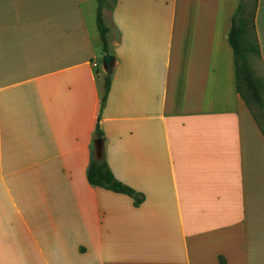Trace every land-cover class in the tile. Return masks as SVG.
Wrapping results in <instances>:
<instances>
[{
    "label": "crops",
    "instance_id": "crops-1",
    "mask_svg": "<svg viewBox=\"0 0 264 264\" xmlns=\"http://www.w3.org/2000/svg\"><path fill=\"white\" fill-rule=\"evenodd\" d=\"M238 2L104 0L100 111L97 0H0V264H264V135L227 42ZM254 25L264 73V0ZM97 123L140 206L88 183Z\"/></svg>",
    "mask_w": 264,
    "mask_h": 264
},
{
    "label": "trees",
    "instance_id": "trees-1",
    "mask_svg": "<svg viewBox=\"0 0 264 264\" xmlns=\"http://www.w3.org/2000/svg\"><path fill=\"white\" fill-rule=\"evenodd\" d=\"M257 0H253L252 7H248V0H239L238 6L232 17V26L227 35V42L233 53L234 73L236 91L244 104L251 110L250 106H256L260 111H264L263 84L255 76L250 57L260 58L259 46L255 34V10ZM104 0H97L96 25L103 44V57L111 56L108 48L107 35L108 27L102 18ZM252 38V40H251ZM110 89V77L104 79V93L100 103V111L103 110ZM264 135V130H262ZM104 134L99 123L94 132V143L101 141L103 144ZM86 178L88 183L95 188L104 189L115 194H121L132 199L135 207L144 202V196L132 188L119 182L111 173L103 152L100 157L91 153L90 163L87 169ZM220 264L223 262L220 260Z\"/></svg>",
    "mask_w": 264,
    "mask_h": 264
},
{
    "label": "rangeland",
    "instance_id": "rangeland-1",
    "mask_svg": "<svg viewBox=\"0 0 264 264\" xmlns=\"http://www.w3.org/2000/svg\"><path fill=\"white\" fill-rule=\"evenodd\" d=\"M253 5V0H248V7H252ZM252 40V38H251ZM250 64H251V68L255 74L256 77H258L262 84H263V97H264V73L261 69L260 63L258 61V59L254 58V57H250ZM254 116L256 117L258 123L260 124L262 130H264V111H260L256 106L251 105L250 106Z\"/></svg>",
    "mask_w": 264,
    "mask_h": 264
},
{
    "label": "water",
    "instance_id": "water-1",
    "mask_svg": "<svg viewBox=\"0 0 264 264\" xmlns=\"http://www.w3.org/2000/svg\"><path fill=\"white\" fill-rule=\"evenodd\" d=\"M113 64H114V58L112 56L104 57L102 59V68H103V70L106 72V74L108 76H110V74H111ZM94 148H95V155L97 157H100V155L102 153V143H101V141H96L95 145H94Z\"/></svg>",
    "mask_w": 264,
    "mask_h": 264
},
{
    "label": "built area",
    "instance_id": "built-area-1",
    "mask_svg": "<svg viewBox=\"0 0 264 264\" xmlns=\"http://www.w3.org/2000/svg\"><path fill=\"white\" fill-rule=\"evenodd\" d=\"M93 66H94V67H96V65H95V64H94Z\"/></svg>",
    "mask_w": 264,
    "mask_h": 264
}]
</instances>
